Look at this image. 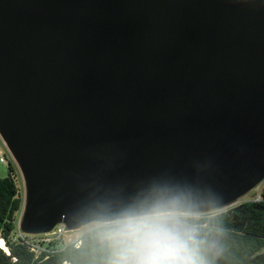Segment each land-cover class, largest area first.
<instances>
[{"label": "water", "instance_id": "obj_1", "mask_svg": "<svg viewBox=\"0 0 264 264\" xmlns=\"http://www.w3.org/2000/svg\"><path fill=\"white\" fill-rule=\"evenodd\" d=\"M0 137L19 230L264 182V0H0Z\"/></svg>", "mask_w": 264, "mask_h": 264}, {"label": "clouds", "instance_id": "obj_2", "mask_svg": "<svg viewBox=\"0 0 264 264\" xmlns=\"http://www.w3.org/2000/svg\"><path fill=\"white\" fill-rule=\"evenodd\" d=\"M224 213L222 196L209 193L202 210L187 195L160 188L127 210L84 227L104 253L102 264H216Z\"/></svg>", "mask_w": 264, "mask_h": 264}, {"label": "trees", "instance_id": "obj_3", "mask_svg": "<svg viewBox=\"0 0 264 264\" xmlns=\"http://www.w3.org/2000/svg\"><path fill=\"white\" fill-rule=\"evenodd\" d=\"M17 175V167L10 161L8 176L0 178V239L8 250L0 247V264H102L104 253L88 232L83 234L79 248L73 245L64 249L52 247L39 257L21 239L15 240V216L23 204ZM219 223L224 232L220 238L222 251L216 264H264V189L260 200L226 211Z\"/></svg>", "mask_w": 264, "mask_h": 264}, {"label": "built area", "instance_id": "obj_4", "mask_svg": "<svg viewBox=\"0 0 264 264\" xmlns=\"http://www.w3.org/2000/svg\"><path fill=\"white\" fill-rule=\"evenodd\" d=\"M0 142L2 143L4 149L0 148V163L8 165L10 163V153L0 137ZM79 230V229H78ZM78 230H68L64 224H58L52 231L39 234V235H29L21 232H18L15 235V240L21 239L24 244L39 257L44 252H49V248L55 247L57 249H64L70 245L79 248L82 245V236L77 235L73 239H69V244L63 243L64 237H67L68 234L74 233ZM68 264V263H65Z\"/></svg>", "mask_w": 264, "mask_h": 264}, {"label": "rangeland", "instance_id": "obj_5", "mask_svg": "<svg viewBox=\"0 0 264 264\" xmlns=\"http://www.w3.org/2000/svg\"><path fill=\"white\" fill-rule=\"evenodd\" d=\"M0 148L4 149L1 142H0ZM10 160L13 161V163L15 164V166L17 167V170H18L17 186L19 189V195H20L21 199L23 200L21 210L15 216L16 227H17L16 233H17L19 230V221L22 218V213H23V208H24V199H25L26 187H25V181L23 179V176H22L16 162L14 161V159L12 158L11 155H10ZM8 173H9V166L0 163V178H6L8 176ZM263 189H264V182L262 184H260L258 187H256L253 191L249 192L244 197H242L236 204H234L233 206H230L228 208H225V212L234 208V207H237L240 204L260 200L261 199V191ZM85 232H87L85 230V227H82L78 231H76L74 233H70L67 235V237H64L63 243L69 244V241H70L69 239H73L77 235H83Z\"/></svg>", "mask_w": 264, "mask_h": 264}, {"label": "bare ground", "instance_id": "obj_6", "mask_svg": "<svg viewBox=\"0 0 264 264\" xmlns=\"http://www.w3.org/2000/svg\"><path fill=\"white\" fill-rule=\"evenodd\" d=\"M0 247L3 248L5 251L8 252L7 248L4 246V242L2 239H0Z\"/></svg>", "mask_w": 264, "mask_h": 264}]
</instances>
